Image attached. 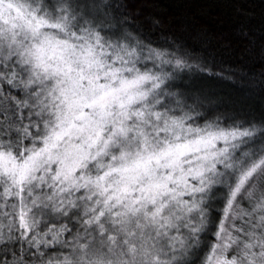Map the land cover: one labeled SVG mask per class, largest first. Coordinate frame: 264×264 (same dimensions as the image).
Wrapping results in <instances>:
<instances>
[{"label":"rangeland","instance_id":"rangeland-1","mask_svg":"<svg viewBox=\"0 0 264 264\" xmlns=\"http://www.w3.org/2000/svg\"><path fill=\"white\" fill-rule=\"evenodd\" d=\"M91 11L0 0V76L22 79L41 123L28 146L0 138V242L54 227L60 253L47 264H204L211 208L225 200L222 238L260 166L250 133L195 122L168 88L166 61L107 38ZM240 216L210 264H264V196ZM239 241L243 257H229Z\"/></svg>","mask_w":264,"mask_h":264},{"label":"trees","instance_id":"trees-1","mask_svg":"<svg viewBox=\"0 0 264 264\" xmlns=\"http://www.w3.org/2000/svg\"><path fill=\"white\" fill-rule=\"evenodd\" d=\"M75 1L92 10L88 15L99 21L92 26L107 38L166 61L168 88L197 115L195 122L250 133L245 149L255 153L254 169L260 166L249 176L222 238L216 232L225 200L211 208L210 231L198 250L202 258L208 256L204 264L209 263L210 256L217 257L230 242L233 228L246 221L242 210L252 212L255 199L264 196V0ZM6 79L0 76V125L5 128H0V138L8 148L19 149L33 142L41 123L22 79ZM73 226V231L83 229L80 222ZM49 228L38 240L16 235L1 241L0 264H47L59 256V248L51 244L55 228ZM242 245L237 242L229 257L241 259Z\"/></svg>","mask_w":264,"mask_h":264}]
</instances>
